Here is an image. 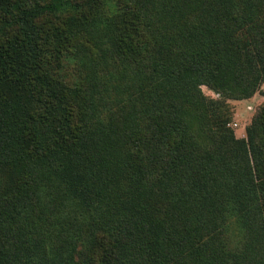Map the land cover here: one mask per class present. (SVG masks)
<instances>
[{"label":"trees","instance_id":"16d2710c","mask_svg":"<svg viewBox=\"0 0 264 264\" xmlns=\"http://www.w3.org/2000/svg\"><path fill=\"white\" fill-rule=\"evenodd\" d=\"M263 83L264 0H0V264H264Z\"/></svg>","mask_w":264,"mask_h":264},{"label":"rangeland","instance_id":"374dc122","mask_svg":"<svg viewBox=\"0 0 264 264\" xmlns=\"http://www.w3.org/2000/svg\"><path fill=\"white\" fill-rule=\"evenodd\" d=\"M204 93L210 98L219 97L214 91L207 86L202 87ZM264 103V83L260 90L250 99L246 100H231L230 104L234 113L231 126L239 137L245 136L246 127L251 123L254 113ZM247 241L246 235H236V242L241 246Z\"/></svg>","mask_w":264,"mask_h":264}]
</instances>
